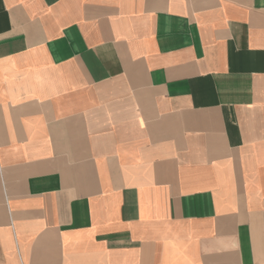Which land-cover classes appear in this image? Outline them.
Masks as SVG:
<instances>
[{
  "label": "crops",
  "instance_id": "0c3cea01",
  "mask_svg": "<svg viewBox=\"0 0 264 264\" xmlns=\"http://www.w3.org/2000/svg\"><path fill=\"white\" fill-rule=\"evenodd\" d=\"M0 264H264V0H0Z\"/></svg>",
  "mask_w": 264,
  "mask_h": 264
}]
</instances>
